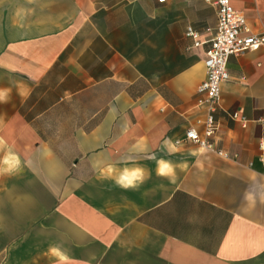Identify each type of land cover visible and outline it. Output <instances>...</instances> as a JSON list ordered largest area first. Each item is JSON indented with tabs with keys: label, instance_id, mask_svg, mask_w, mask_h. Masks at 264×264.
<instances>
[{
	"label": "crops",
	"instance_id": "crops-1",
	"mask_svg": "<svg viewBox=\"0 0 264 264\" xmlns=\"http://www.w3.org/2000/svg\"><path fill=\"white\" fill-rule=\"evenodd\" d=\"M230 2L264 32V0ZM216 23L204 0H0V169L21 161L0 173V264H264V47L227 61L222 154L176 144L204 136ZM161 158L187 167L161 179ZM107 165L151 178L124 190Z\"/></svg>",
	"mask_w": 264,
	"mask_h": 264
},
{
	"label": "built area",
	"instance_id": "built-area-1",
	"mask_svg": "<svg viewBox=\"0 0 264 264\" xmlns=\"http://www.w3.org/2000/svg\"><path fill=\"white\" fill-rule=\"evenodd\" d=\"M204 1L215 6L217 11L215 34L204 59L205 79L196 90L197 105L205 110L204 136L201 138L194 129H188L184 139L176 141V144L192 143L206 151L222 154L210 139L218 130L214 115L220 106L221 85L229 79L227 61L231 56L264 47V32L257 35L249 33L245 17L233 8L230 0ZM187 36L194 37L190 28Z\"/></svg>",
	"mask_w": 264,
	"mask_h": 264
},
{
	"label": "clouds",
	"instance_id": "clouds-1",
	"mask_svg": "<svg viewBox=\"0 0 264 264\" xmlns=\"http://www.w3.org/2000/svg\"><path fill=\"white\" fill-rule=\"evenodd\" d=\"M9 90H0V104L8 103L9 101ZM3 148V143L0 142V149ZM3 163L7 165L0 169V173L11 174L15 171H19L21 167V161L15 154H10L4 158ZM156 175L161 179H169L175 174L176 167H187V164L174 165L171 161L164 159H158L156 161ZM102 179H110L116 184V186L124 190H138L139 187L145 182L146 179L151 178V173L141 166H135L132 168L123 167L117 169L113 165H107L101 171ZM56 255L59 257L61 264H72L71 257L66 252H61L54 249Z\"/></svg>",
	"mask_w": 264,
	"mask_h": 264
}]
</instances>
